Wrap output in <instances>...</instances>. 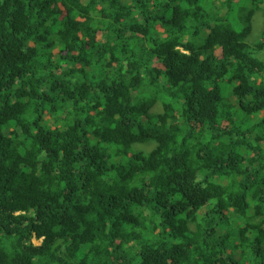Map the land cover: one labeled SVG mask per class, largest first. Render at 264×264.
Returning a JSON list of instances; mask_svg holds the SVG:
<instances>
[{
    "label": "trees",
    "instance_id": "16d2710c",
    "mask_svg": "<svg viewBox=\"0 0 264 264\" xmlns=\"http://www.w3.org/2000/svg\"><path fill=\"white\" fill-rule=\"evenodd\" d=\"M245 1L0 0V264H264Z\"/></svg>",
    "mask_w": 264,
    "mask_h": 264
},
{
    "label": "rangeland",
    "instance_id": "374dc122",
    "mask_svg": "<svg viewBox=\"0 0 264 264\" xmlns=\"http://www.w3.org/2000/svg\"><path fill=\"white\" fill-rule=\"evenodd\" d=\"M240 9H242L243 7L246 8V9H249L250 8V1L249 0H246L245 3H241L238 5ZM237 14H238V11H237ZM240 14V12H239ZM264 15V14H263ZM264 16H262V14H258L257 15V21L256 22H261L263 20ZM223 90H222V96L223 97H227V92H228V88L226 86H223ZM220 89H221V86H220ZM156 110L159 111V108L157 107V104L155 103V105L153 106V108L151 109V112H156ZM260 145L264 147V141H261L260 142ZM150 147V144H146V145H142V146H139V147H135L134 149H143V150H147L148 148ZM35 244H38L39 242H36L34 241Z\"/></svg>",
    "mask_w": 264,
    "mask_h": 264
}]
</instances>
